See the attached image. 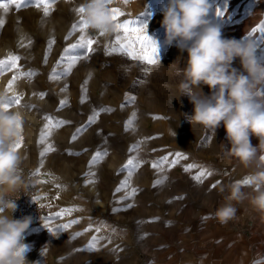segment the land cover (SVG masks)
<instances>
[{"label":"rangeland","instance_id":"1","mask_svg":"<svg viewBox=\"0 0 264 264\" xmlns=\"http://www.w3.org/2000/svg\"><path fill=\"white\" fill-rule=\"evenodd\" d=\"M85 3L54 0L45 17L43 6L17 8L0 0L7 5L0 7V61H8L10 54L19 57L15 67L10 61L3 66L0 104L19 99L7 109L22 116L15 149L24 179L34 181L46 208L25 233V259L30 264H263L264 213L244 200L232 202L237 212L227 222L214 215L229 194L221 188L255 171L256 162L246 168L228 154L223 124L213 136L187 120L194 105L181 96L183 76L177 69L186 67L188 53L163 43L166 0L107 3L123 13L114 23L147 22V35L159 44L160 61L154 65L121 52L109 54L117 36L128 34L81 28L84 15L76 9ZM212 4L210 17L223 36L255 40L264 66V34L253 31L264 22V0ZM81 36L93 40V50L86 56L81 49L65 52ZM72 57L78 58L65 74ZM233 67L242 70L239 58ZM201 88L210 95L206 85ZM258 93L264 98V84ZM45 131L51 135L40 143ZM251 142L259 143L255 136ZM49 146L52 150L41 155ZM98 153V162L90 164ZM176 153L187 159L173 165ZM163 157L167 162L153 168ZM129 159L139 166L125 169ZM188 165L194 167L186 171ZM201 171L206 175L197 181ZM242 191L254 194L247 186ZM93 238L95 247L89 248Z\"/></svg>","mask_w":264,"mask_h":264},{"label":"clouds","instance_id":"2","mask_svg":"<svg viewBox=\"0 0 264 264\" xmlns=\"http://www.w3.org/2000/svg\"><path fill=\"white\" fill-rule=\"evenodd\" d=\"M212 8V0H166L161 27L165 45L175 44L188 53L186 67L177 69V74L183 76L181 96L186 95L194 105L193 114L186 117L189 123L201 125L213 136L223 124L230 144L228 154L246 168L256 162L255 171L221 188L229 194L214 215L227 222L237 212L233 201L248 200L256 211L264 213V155H257L264 153V98L258 93V85L264 84V66L258 60L256 41L248 35L241 39L224 37L210 17ZM83 9L89 28L105 34L114 31L112 12L105 0H86ZM237 58L242 70L233 67ZM202 85L209 88L210 95L203 93ZM195 88L200 89L199 94ZM21 125L19 111H0V264H30L24 255L29 245L23 241L33 218L12 216L19 194L28 187L20 169L21 156L15 149ZM253 136L259 141L256 146L251 142ZM243 186L254 194L242 191Z\"/></svg>","mask_w":264,"mask_h":264},{"label":"snow or ice","instance_id":"3","mask_svg":"<svg viewBox=\"0 0 264 264\" xmlns=\"http://www.w3.org/2000/svg\"><path fill=\"white\" fill-rule=\"evenodd\" d=\"M10 3H15L16 7H23L26 6L27 4H35L37 7H41L43 6V12H44V16L47 17L50 14L51 11V6L54 3V0H9ZM110 0H105V3H109ZM6 4H0V7H6ZM76 11L78 13H83L84 9L83 7H80L78 9H76ZM112 12V19L113 21H115L117 19L118 16L123 15V13L120 12L119 9H111ZM143 16L145 15H149L147 12L142 14ZM216 15L218 16H222L223 12H221L219 9L216 10ZM3 21L0 20V25H2ZM137 25L136 27H130V25ZM80 27L81 28H87V24L84 20H81L80 22ZM77 28V25L74 24L73 25V31H75ZM115 29L117 30H123L125 33H127L128 35L125 37H121V36H117L116 39V44L111 46L109 49V54H111L112 52H121L124 53L126 55H128L130 58L134 59V60H139L141 62L147 63L148 65H154L158 62L159 60V54H158V48L157 45L155 43L154 40H152L148 35L147 32L145 31L147 29V22L145 20H137V21H128L125 20L123 23H115ZM255 31H259L260 33L264 34V22H262L261 26L258 29H254ZM105 33L101 32V35H103ZM138 34V35H137ZM71 35V33L69 34ZM251 35V33L249 34ZM135 36V39H133L132 37ZM67 39V37H66ZM122 39L124 42H122ZM261 39H264V36L261 37ZM54 41H50V45L51 43H53ZM93 40L91 39H87L85 36H81L79 41L75 44H72L69 46V48L65 49V52H69L72 51L74 49H81L82 51V55H87V53H90L93 49H92V45H93ZM139 45V52H137L135 45ZM78 57H72V62L69 64L68 68L66 69V73L68 74L71 71V67L72 65L76 62V59ZM19 60V57L17 56H13V55H9L8 57V61H0V74H2L3 71V66L5 64H7L9 61L11 62V66L15 67L16 66V61ZM27 76L31 77L33 75L32 72H29L26 74ZM16 77L13 78V81L10 82L9 87H11V83H14ZM41 96H43V94H41ZM16 103L19 104V99H15L14 101H7L5 100L2 104H0V107H2L4 109V111H7V109L9 108L10 103ZM66 102L62 101L61 105L63 106ZM123 107V105H122ZM89 122H92L91 118L89 120ZM63 122H59V124H57L56 126H60V124H62ZM50 127V125H46L45 128L48 129ZM79 131V129L77 130ZM48 135H51L50 131H45L42 132L41 137H40V143H43L44 140L47 138ZM73 139H76V136H73ZM16 147H19V145H17ZM52 150L51 146H49L48 148H45L44 152L41 153V155H44L46 152ZM133 149H130V151H132ZM100 155L101 154H97L93 157L92 161H90V164H95L96 162H98V160L100 159ZM103 155H107V153H103ZM176 158L175 160L172 161L173 165L175 163L179 162L180 158L183 159H187V157L182 156L181 153H176L175 154ZM168 157H163L160 159V161L158 162H153V168H157L159 167L160 164H163L165 162H167ZM138 167V163L134 165L133 160L129 159V161L127 162V164L124 166L125 169L129 168V167ZM192 167H194V165H188L186 168L187 170H190ZM132 173L129 172V176ZM206 175V173L204 171H201L197 176L194 177V179H196L197 181H200L202 177H204ZM207 175H211L210 172L207 173ZM161 180H157L155 183L159 184L161 183ZM124 184H128L129 181L125 180L123 182ZM213 187H215V185H213ZM117 191H120L119 188H117ZM136 192V189H132V194L134 195ZM77 221H73V223H75ZM69 225H64L63 227H68ZM87 231V229L85 230ZM89 248H94L95 247V238H93V241L89 243L88 245Z\"/></svg>","mask_w":264,"mask_h":264},{"label":"built area","instance_id":"4","mask_svg":"<svg viewBox=\"0 0 264 264\" xmlns=\"http://www.w3.org/2000/svg\"><path fill=\"white\" fill-rule=\"evenodd\" d=\"M27 183L28 187L26 189H22L23 192L19 194V198L16 200L18 207L17 210L12 213V216L14 219L31 216L33 218V222H35L46 215V208L37 199L38 193L34 181L31 180Z\"/></svg>","mask_w":264,"mask_h":264},{"label":"crops","instance_id":"5","mask_svg":"<svg viewBox=\"0 0 264 264\" xmlns=\"http://www.w3.org/2000/svg\"><path fill=\"white\" fill-rule=\"evenodd\" d=\"M263 264H264V260H263Z\"/></svg>","mask_w":264,"mask_h":264}]
</instances>
